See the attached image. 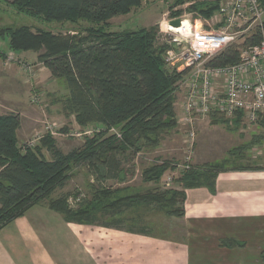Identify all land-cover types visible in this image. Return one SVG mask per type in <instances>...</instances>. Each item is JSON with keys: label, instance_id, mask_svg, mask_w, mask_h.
<instances>
[{"label": "trees", "instance_id": "16d2710c", "mask_svg": "<svg viewBox=\"0 0 264 264\" xmlns=\"http://www.w3.org/2000/svg\"><path fill=\"white\" fill-rule=\"evenodd\" d=\"M187 1L191 0H176L173 7ZM260 1L264 4V0ZM142 2L12 1L19 13L39 16L48 21L77 23L85 20L93 23L84 28V33H55L22 25L1 29L0 35L8 37L11 50L36 52L38 60L51 76L64 80L69 92L64 102L68 116L75 115L76 121L83 127L97 123L104 126L107 132L111 128H118L121 137L107 135V132L94 133L86 137L82 147L65 153L57 146L56 139L47 134L41 146L23 151L18 137L22 122L20 115H0V229L24 215L30 207L46 204L68 222L147 233L144 227L126 225V219L114 216L125 213L135 205L154 207L169 216H183L186 189L207 187L215 192L216 177L221 171L229 169L227 161L233 156V150L237 151L234 155L239 157L243 155L240 151L257 142L252 140L246 145L232 148L229 157L220 162L192 166L178 179L183 190L162 189L159 186L162 174L168 168L163 163L143 169V180L157 184L143 193L114 198L117 189H100L93 192L92 200L83 201L77 209L67 205L68 194L53 198V193L66 185L74 163L86 165L97 177L116 178L118 170L122 171L117 158L120 153H137L144 145H158L164 133L178 123L175 92L184 72L171 69L163 57L165 50L154 46L156 28L108 30L110 19L127 14ZM210 2L198 0L188 9L205 21L219 8V4ZM179 12L174 11L172 14L177 15ZM261 38L260 32H255L244 45L257 44ZM239 47L237 44L227 46L210 63L213 66H227L239 62ZM210 116L214 117V124L223 122L235 129L242 126L241 116L231 119L217 113ZM42 148L50 152L52 159L44 156ZM249 168L254 167L235 165L230 169ZM244 244L234 238L220 240L223 247ZM262 258L264 260V251Z\"/></svg>", "mask_w": 264, "mask_h": 264}, {"label": "rangeland", "instance_id": "374dc122", "mask_svg": "<svg viewBox=\"0 0 264 264\" xmlns=\"http://www.w3.org/2000/svg\"><path fill=\"white\" fill-rule=\"evenodd\" d=\"M12 1L13 0H0V30L6 27L28 25L34 30L45 29L55 33L70 32L71 34H76L78 32L84 33V28L93 25V23L85 20H81L77 23L71 21H48L39 16L19 13L13 6ZM175 1L176 0H143L139 6L134 7L127 14L110 19L108 21V30H134L141 27L154 26L156 28L154 46L165 50L166 45L164 44V40L168 33L165 25L168 20L180 17L183 19L185 17H189V19L192 18L193 20L195 18L199 19V17H196L197 15L195 13H192L188 9L189 6L196 4L198 0L187 1L184 4L173 7ZM210 1L218 5L221 0ZM174 11H180L177 13L178 17L172 14ZM215 13L216 12L213 14L215 15ZM213 14L210 18L203 21V27L205 29L216 27L217 23L213 18ZM10 52H13V55H9ZM10 56L12 57L11 60H13L9 62L11 64H7V59H9ZM163 57L165 59V55ZM0 62V70L13 67L18 73L13 74L14 76L10 73L6 74L10 75L12 80L11 84L7 77H2L0 79V82H2L4 86L10 87V89L5 88L6 91H3L5 93L0 96V115L10 113L20 115L22 125L20 127V134L18 132V137L19 145L23 151L41 146L42 139L47 134H50L56 139L57 146L65 153H68L76 148L82 147L87 139L86 137L92 136L94 133L107 132L104 126L97 123H89L88 126L83 127L76 121L75 115L68 116L66 114L64 102L69 93L66 84L63 79H56L51 76L49 70L38 60V54L36 52L11 50L8 45V37L6 35H0ZM24 64H28L32 67L31 73L24 70ZM168 66L177 72H184L183 77L178 82V88L175 92V110L177 119L179 120L182 114L181 103H183L185 97L186 85L184 82L189 74L188 71L184 69L178 70L177 67H172L169 63ZM34 95L40 96L39 103L33 101L32 97ZM213 119L214 117L211 116L204 118L208 128H204L203 119L197 121L196 143L192 146L186 141V137L184 138V135H186L185 128H187V126L184 127L180 123H177L176 126L164 133L158 145L153 147L144 145L137 153H132L131 151L120 153L117 158L120 162L119 167L122 171L118 170L116 178L109 179L106 176L97 177L86 165L74 163L68 173L69 177L66 185L63 188L57 189L53 193V198L68 194L66 200L67 205L71 209H77L83 201L92 200L93 192L100 189L110 188L111 191L117 189L116 193L113 195L114 198L143 193L157 186L155 182L143 180V169L154 164L161 165L163 163H166L168 168L162 174L159 186L162 189L183 190V186L178 179L181 178L185 172L189 171L190 168L203 166L205 163L220 162L225 157H229V150L240 145H246V143L252 140H257V142L251 145V147H246V149L240 151L242 153H239L243 154L242 156H235L234 154H236L237 151L233 150V156L227 161L228 166H226L229 169L235 165L264 167L263 125H258L253 129H247L246 127L235 129L223 122H218L214 125ZM47 126L51 128L48 131L46 128ZM113 129L114 130L109 129L107 135L115 134L119 138L121 135L119 134V129ZM203 129L205 131L208 129L206 134H203ZM87 130L91 132L84 133ZM50 131L53 132V134ZM37 134H39L38 139ZM259 139L261 140L260 142H258ZM31 140H36L33 147L27 144ZM188 151L192 152L189 153ZM42 152L47 159H52L50 152L46 148H42ZM189 154L192 155L190 161L187 160ZM169 177H171L172 180L170 184H167L166 181ZM37 205H44L42 207L48 211V215H39L41 214L37 211L39 206L34 207L36 206L34 205L22 216L32 217L34 220L40 216L58 217V212L56 213L54 210L51 211L46 204ZM121 215H125L123 218L126 219V225L136 228L144 227L145 229L153 230L156 234L164 236L180 237L181 235V231L174 228L178 222L177 220L175 223L168 224V222H166V218H178L180 216H169L154 207L135 205L132 209ZM49 226L56 227L57 231L55 233L58 234L59 227L55 224ZM177 226H179V224H177ZM12 228L14 227L11 226L10 229ZM2 229H0L1 238L10 234L9 229ZM68 251L69 248H66L64 264H67L66 260H70L72 264H86L82 257H79V260L72 261L71 259L76 256L68 255ZM263 251L264 249L262 252ZM56 255L59 260L62 259L61 250L56 251Z\"/></svg>", "mask_w": 264, "mask_h": 264}, {"label": "crops", "instance_id": "0c3cea01", "mask_svg": "<svg viewBox=\"0 0 264 264\" xmlns=\"http://www.w3.org/2000/svg\"><path fill=\"white\" fill-rule=\"evenodd\" d=\"M12 68L0 70V79L7 77L11 84L6 74L17 73ZM0 88V96L5 88L10 89L2 82ZM207 131L203 129V134ZM250 166L254 168L221 171L215 192L207 187L186 190L184 215L166 218L168 224L178 221L174 228L181 231L180 237L156 234L147 228V233H139L68 222L59 213L57 218L40 216L36 220L22 216L2 229H9L10 234L0 237V264H64L66 248L68 255L76 256L72 261L82 257L86 264H264V167ZM37 206L39 215H48L44 205ZM51 224L59 227L58 234ZM223 238L245 244L223 247ZM60 250L61 260L56 255Z\"/></svg>", "mask_w": 264, "mask_h": 264}, {"label": "built area", "instance_id": "2783aa9c", "mask_svg": "<svg viewBox=\"0 0 264 264\" xmlns=\"http://www.w3.org/2000/svg\"><path fill=\"white\" fill-rule=\"evenodd\" d=\"M213 18L217 25L212 29H205L204 25L197 29L196 20L190 18L186 23L182 17L179 26L171 24L175 18L165 25L168 32L164 40L165 59L172 67L189 74L184 82L185 97L178 123L187 126L184 138L191 146L196 143L197 121L214 113L230 119L241 116L243 128L263 125L264 129V4L260 0H221ZM255 32H260V42L244 45ZM231 44L240 46L239 62L213 66L210 63L213 58ZM11 58L7 59V64H11ZM23 68L32 72L28 64ZM32 99L40 102L39 95ZM36 140L27 144L33 147ZM191 157L189 154L187 160ZM171 180L167 178V184Z\"/></svg>", "mask_w": 264, "mask_h": 264}, {"label": "bare ground", "instance_id": "6f19581e", "mask_svg": "<svg viewBox=\"0 0 264 264\" xmlns=\"http://www.w3.org/2000/svg\"><path fill=\"white\" fill-rule=\"evenodd\" d=\"M216 12H217V11H216ZM184 20L186 21V23H189V21H190L189 18H186V19H184ZM194 20H196V22L194 23L195 27H196L197 29H200V28L203 26V22H202V20H201V19H194Z\"/></svg>", "mask_w": 264, "mask_h": 264}, {"label": "water", "instance_id": "95a60500", "mask_svg": "<svg viewBox=\"0 0 264 264\" xmlns=\"http://www.w3.org/2000/svg\"><path fill=\"white\" fill-rule=\"evenodd\" d=\"M171 24L174 26H179L181 24V19L180 18L173 19L171 21Z\"/></svg>", "mask_w": 264, "mask_h": 264}]
</instances>
